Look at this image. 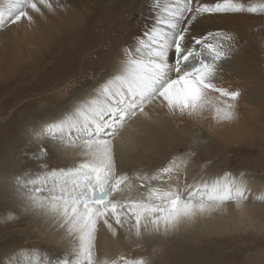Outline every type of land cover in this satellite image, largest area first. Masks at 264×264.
<instances>
[{"label":"snow or ice","instance_id":"obj_1","mask_svg":"<svg viewBox=\"0 0 264 264\" xmlns=\"http://www.w3.org/2000/svg\"><path fill=\"white\" fill-rule=\"evenodd\" d=\"M152 23L122 46L107 75L59 115L45 120L36 133L48 147L34 154L39 169L14 179L21 214L51 222L64 242L59 251L20 246L0 264H152L133 250L99 252L97 236L105 228L113 237L126 232L142 247L145 238H167L185 225L224 211L264 202L244 172L188 178L187 166L197 155L172 154L154 167L131 173L117 165L116 142L137 119L210 118L216 124L238 118L241 91L220 86L224 64L237 52V36L224 30L199 31L216 15H264V0H149ZM64 0H0V32L24 21L29 26L64 9ZM62 153L66 166L50 167L48 148ZM207 161L206 164H210ZM20 217L8 212L3 220ZM155 251V250H153ZM22 258V259H21Z\"/></svg>","mask_w":264,"mask_h":264},{"label":"bare ground","instance_id":"obj_2","mask_svg":"<svg viewBox=\"0 0 264 264\" xmlns=\"http://www.w3.org/2000/svg\"><path fill=\"white\" fill-rule=\"evenodd\" d=\"M64 4L66 8L57 9L55 14H47L46 19H40L32 26L24 21L10 26L5 32H0V121L6 120L7 125L14 126L0 128V216L4 217L11 211L20 217L11 222L0 219L1 224H9L4 228L5 231L2 229L4 233L0 229V258L20 246L36 245L47 250L59 251L64 244L61 233L50 221L45 222L42 218L21 214L19 211L18 201L14 196V179L26 171L35 172L39 168L35 170V166L30 167L31 165L26 162L24 166H21L18 162L22 159L20 160L18 156V160L13 157L15 155L13 147L9 150L4 149L6 146L3 145L6 142L15 143L16 146L17 143H20L21 139L17 140L16 138L19 132L15 125L22 124V121L31 115L29 118L34 117L35 119L31 131H34V135H36L43 121L59 116L74 99L83 96L90 90L96 82L93 77L107 75L121 47L131 42L135 36L152 23L153 14L150 11L149 0H64ZM108 8L114 14L122 12L125 19L121 16L124 21H121V26L115 35L106 46L100 47L101 50L106 49L104 54L102 56L99 54L100 57L97 58L95 64L93 63L91 67L88 66L86 71L77 77V80L76 72H72L73 65L71 63H62L59 67L55 63H58L67 53L75 52L80 44L81 46L86 45L85 43L90 39L89 31L92 25L102 18L103 11H107ZM119 14L121 15V13ZM252 15L246 13L216 15L213 18L225 19L229 26L213 19L208 22L202 21L198 30H224L237 36V33L247 30L251 22L264 19V15H258L252 21L250 18ZM115 17L117 16L113 18ZM260 31L262 32V30ZM17 38H22L26 44L17 46ZM34 44L39 48L41 68H44L41 69V75L37 77V81L19 83L18 80L21 81L20 73H16L18 65L14 60V54L16 56L18 53L20 54L18 47H21V51L23 50L26 54V45ZM236 47L237 50H241L244 45L237 39ZM49 72L57 73V77L53 75L49 77ZM251 78L250 69L241 52L237 51L225 62L220 86L228 90L239 89L241 91L243 96L240 95L238 105L243 106H240V110H243L248 116L247 121L244 119L246 123L240 120L242 117L230 123L216 124L210 118L169 117L163 113L154 115L150 121L137 119L130 128L121 133V139L116 142L118 168L131 173L137 167H154L172 154L188 150L193 140L203 141L195 146L197 155L187 166L189 181L193 177L199 176L201 166L206 165L204 171L208 176L222 174L225 171L234 174L244 172L253 191L260 193L264 189V107L261 104H264V90L256 92L253 87L243 86L247 85ZM233 79H237V81H233ZM26 91H35L36 96L41 97V105L33 112L28 108H23L22 112L25 111V113H17L20 107H27L26 105L34 103L32 99H22V95ZM258 112H260V119L254 118ZM23 114L26 116L21 118L19 115ZM34 135L32 134L31 137ZM33 139L38 145L34 151L32 150L31 155L38 153L41 144L48 147V141L41 142L36 138ZM256 146H258V156H250V158L239 156V153ZM48 151L47 163L50 167H62L69 163L62 153L54 151L51 147L48 148ZM231 154L232 156H230ZM207 161H211V163L206 164ZM39 163L38 161L36 164ZM2 167L5 168L2 170ZM262 232H264V202H252L250 197V202L243 209L238 210L229 204L224 211L218 214L183 226L180 232L175 235L167 238H145L139 242L142 243V247H137V242L130 243L126 239L124 230H119L118 235L113 237L105 228H101L98 232L96 244L97 250L101 253L116 254L121 250H133L134 256L151 257L152 264H189L183 262L180 256L186 253L190 246L194 248L196 242L201 241L200 244H203L215 243L221 238L222 240L250 238L252 239L250 243H252L257 239L256 236ZM259 251L262 252L261 249ZM262 254L264 256V253ZM260 259L262 260V258ZM262 262H264V258Z\"/></svg>","mask_w":264,"mask_h":264},{"label":"rangeland","instance_id":"obj_3","mask_svg":"<svg viewBox=\"0 0 264 264\" xmlns=\"http://www.w3.org/2000/svg\"><path fill=\"white\" fill-rule=\"evenodd\" d=\"M109 9L110 8H108L107 11L104 10L102 13V18L99 21L95 22L94 25H92V27H91L92 32H91V30L89 31L90 39L85 43L86 45L81 46V44H80L75 49V52L67 53L65 56L63 55L64 57H62V59H60L58 61V63H55V65H57V67H59L60 64H62V63H71L73 65L72 72L73 73L76 72L75 76L77 79V77H80L81 74H83L86 71V68L88 66L91 67V65H93V63L95 64L97 58L100 57V55L102 56L104 54L106 49L101 50V48L106 46L109 43L110 39L113 37V35H115V32L118 30L119 26H121L120 23H122L125 19V17H123L124 15L122 14V12H118V13L114 14V12H111V10H109ZM119 13H121V15ZM113 15L117 16V17L113 18L114 17ZM258 15H260V14H253L250 18H252V21H253L254 18H256V16H258ZM121 16L124 19H122ZM119 19H120V21H119ZM213 19H214V21L217 19L216 22L224 23L223 25L227 24V21L225 19H222V18H220V19L216 18L215 19V18L211 17L209 20L206 19L203 21L208 22V21H213ZM39 20L40 19H38L37 22H39ZM227 26H229V25L227 24ZM230 26L232 27V25H230ZM94 29H96V30L98 29V30L94 31ZM260 30H262V32L264 31V19H262V20L258 19L255 22H251V25L247 28V30H242V32L237 33L238 41H241L242 45H244V47L241 48V50H237V51L239 53L241 52V55L243 56V58L246 62V65L250 69V75L253 78V79L251 78L250 80H248L247 85L244 84L243 86H245V87L247 86V88L253 87L254 89H256V92H257V90H259V91L264 90V61H263L264 60V49H263L264 48V44H263V41H264V39H263L264 35L263 34L264 33H262ZM92 35H94V36H92ZM91 37H92V39H91ZM94 37L95 38L97 37V38L95 39ZM260 38L262 39V41ZM257 40H260V41H257ZM89 42H90V44H89ZM100 42H101V44L99 45ZM19 44L24 45L26 43L24 42V40L22 38H17L16 39V45L18 46ZM18 50H20V54L18 53L17 56L14 54V60L18 65L16 73H18V74L20 73L19 78L21 81L18 80V82L19 83H25L26 81H29V82L37 81V77H39L41 75V69L44 68V67L41 68V60H40L41 54H39L38 46L35 44L34 45H26V50H27L26 54L23 50L21 51V47H18ZM256 64H258V65H256ZM49 73H50L49 77L51 75L57 77V73H51V72H49ZM58 78H61V77H58ZM233 81H237V79H233ZM249 84H250V86H249ZM253 84H254V86H251ZM261 92H263V91H261ZM263 94H264V92H263ZM241 96H243V95H241ZM22 99H32L34 103L26 105L27 107H20L18 109L17 113H25V111L22 112L23 108H28L29 111L33 112L34 110H37V108H39L41 105V97H39L38 95L36 96L35 91L34 92L33 91H28V92L26 91L22 95ZM261 104L264 107V104L263 103H261ZM240 106L241 105H238V109H237L238 118L242 117L240 120L243 123H246V121L248 120V116L244 113L243 110H240ZM241 107H243V106H241ZM239 110H240V112H239ZM259 115H260V112H258V115H256L254 118L260 119ZM19 116L22 118V116H26V115L23 114V115H19ZM29 116H31V115H29ZM29 116L26 118L24 117L25 119L23 118L24 120L22 121V124L17 123V125H15L16 128L18 129V132H19V133H17L16 138H17V140L21 139L20 143H17V146H16V145H14L15 143L11 144V142H6L3 146H6V147H4V149L6 148L7 150H9V148L13 147L12 150L14 149V154L16 155V156L14 155L13 157L16 158L17 160H18V157L20 160L21 159L24 160V161H22V160L19 161L18 164H20L21 166H24V163L26 162L29 165H31L30 167L35 166L34 168L36 170L39 168V164L38 165L36 164L38 162V160L35 159L34 154L31 155L32 150L34 151V149L37 148V145H38V143L34 142V139H33V138H36L35 137L36 135H34V131L33 132L31 131L33 129L31 127H32L33 121H35V119H34V117L29 118ZM244 119L246 121H244ZM240 120H238V121L241 122ZM11 127H14V126L12 124L7 125L6 120L0 121V128L1 129L11 128ZM32 134L34 135L33 137H31ZM230 156H232V154ZM239 156L240 157H244V156L246 157L247 156V158H250V156H252V157L258 156V146L253 147L250 150H246L245 152L239 153ZM28 160L31 162H29ZM4 168L5 167H2V170ZM2 175L3 174L1 173V176ZM0 219L3 221V217L0 216ZM8 226H9V224H7V223H5V224L0 223V229H1L2 233H4V231H5L4 228H6ZM260 236H263V237H260ZM256 238L257 239L255 241L253 240L252 243H250V241L252 240L250 238L249 239H243V240H242V238L241 239H234V238L229 239L228 238V239H223V240L221 238L217 242H215L216 244L212 243V242L200 244L201 241H199V242L194 243L196 245L194 248L190 246V248L187 249V252L183 253L182 256H180V257H181V260L183 262H187L189 264H208L211 262H216L217 264H264V262H262V260L264 258V256H262L263 255L262 253H264V240H263L264 239V232L260 233V235L258 234L256 236ZM262 243H263V245H262ZM250 245H252V246H250ZM262 248H263V250H262ZM214 249H216V250H214ZM259 249H261L262 252H260ZM260 258H262V260Z\"/></svg>","mask_w":264,"mask_h":264}]
</instances>
